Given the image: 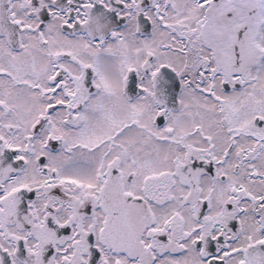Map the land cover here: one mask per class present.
<instances>
[{
	"label": "snow or ice",
	"instance_id": "obj_1",
	"mask_svg": "<svg viewBox=\"0 0 264 264\" xmlns=\"http://www.w3.org/2000/svg\"><path fill=\"white\" fill-rule=\"evenodd\" d=\"M0 264H264V0H0Z\"/></svg>",
	"mask_w": 264,
	"mask_h": 264
}]
</instances>
